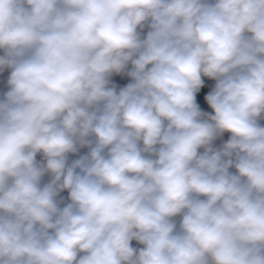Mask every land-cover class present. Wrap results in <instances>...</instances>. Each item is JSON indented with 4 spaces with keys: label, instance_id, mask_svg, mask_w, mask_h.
Returning <instances> with one entry per match:
<instances>
[{
    "label": "clouds",
    "instance_id": "9594fccd",
    "mask_svg": "<svg viewBox=\"0 0 264 264\" xmlns=\"http://www.w3.org/2000/svg\"><path fill=\"white\" fill-rule=\"evenodd\" d=\"M6 70L0 264H264V0H0Z\"/></svg>",
    "mask_w": 264,
    "mask_h": 264
},
{
    "label": "crops",
    "instance_id": "0c3cea01",
    "mask_svg": "<svg viewBox=\"0 0 264 264\" xmlns=\"http://www.w3.org/2000/svg\"><path fill=\"white\" fill-rule=\"evenodd\" d=\"M8 75L7 70L4 73H0V97H2L3 92L7 90L6 88V77ZM130 80V78L126 77V76H113L112 81L114 83H116L117 87H122L124 86L126 83H128ZM214 85V81H210L207 78H205V86L204 88H202L201 92L198 93L197 95V101L198 103L201 105V108L206 110V111H211L208 106L206 101L203 99L204 95L207 94V92H209L211 90V87ZM262 124H264V121H261ZM227 135L225 134L224 137L222 138V140H226L227 139ZM222 140H217L215 143L216 145H219ZM84 151V150H82ZM62 195L66 196V193H63ZM136 247H140L139 245H134Z\"/></svg>",
    "mask_w": 264,
    "mask_h": 264
},
{
    "label": "built area",
    "instance_id": "2783aa9c",
    "mask_svg": "<svg viewBox=\"0 0 264 264\" xmlns=\"http://www.w3.org/2000/svg\"><path fill=\"white\" fill-rule=\"evenodd\" d=\"M133 245H137L135 242H133Z\"/></svg>",
    "mask_w": 264,
    "mask_h": 264
}]
</instances>
